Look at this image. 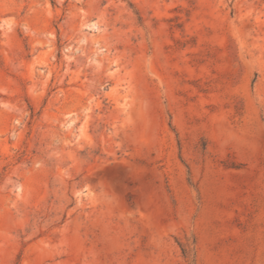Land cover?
Wrapping results in <instances>:
<instances>
[{"label":"rangeland","instance_id":"obj_1","mask_svg":"<svg viewBox=\"0 0 264 264\" xmlns=\"http://www.w3.org/2000/svg\"><path fill=\"white\" fill-rule=\"evenodd\" d=\"M0 264H264V0H0Z\"/></svg>","mask_w":264,"mask_h":264}]
</instances>
